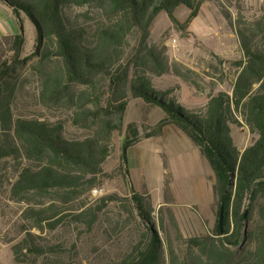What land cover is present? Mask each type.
<instances>
[{
  "label": "trees",
  "instance_id": "trees-1",
  "mask_svg": "<svg viewBox=\"0 0 264 264\" xmlns=\"http://www.w3.org/2000/svg\"><path fill=\"white\" fill-rule=\"evenodd\" d=\"M0 1L12 8L20 21L25 14L36 27L40 40L36 51L39 62L58 60L62 65L63 73L43 77L44 100L59 102L66 98L75 104L72 89L84 87L77 97L73 123L93 131L84 140L70 141L64 137L61 124L15 117L14 91L9 89L8 80L14 78L12 68L7 62L0 66V79L3 84L6 82L4 90H0V163L8 159L28 163L17 169L18 178L12 185L11 198L28 204L33 203V197L44 203L52 201L48 208L32 207L26 212L25 217L32 225L24 240L13 247L17 263H25L27 255L46 256L54 251L37 244L38 235L31 230L54 232L69 224V218L92 230L99 213L110 203L121 200L116 194L109 195L94 209L60 218L53 202L56 201L54 195L61 193L80 199L100 185L98 180L105 175L103 167L110 156L114 135L123 128L129 100L133 98L162 109L166 116L160 128L174 125L181 130L200 149L215 176L214 233L186 239L174 213L168 210L177 243L187 245L194 264H264V49H256L254 40L241 31L246 62L238 64L241 72L233 94L220 92L209 99L205 108L190 110L172 97V89L163 91L155 87V79L173 71L180 72L171 66L166 50L152 46L150 38L160 14L166 13L173 26L183 31L200 15L207 0ZM74 7L95 9L100 26L95 29L79 24L72 16ZM180 7L190 12L185 23L176 17ZM223 14L230 20L228 14ZM134 32L139 39L125 63L120 59L123 46ZM3 39L18 57L25 38L19 35ZM0 45L6 48L3 43ZM103 79L108 84L105 97L96 92ZM240 116L253 138V143L244 151L237 147L232 134L233 125L242 126ZM160 128L155 133L145 134V138L160 135ZM148 129L142 124L144 132ZM141 138L140 129L132 123L127 128L125 146L130 149ZM125 175L127 177V173ZM130 186L144 234L130 254L113 264H162L165 244L152 216V207L131 182ZM168 186L166 182V188ZM222 204L224 236L219 223ZM161 227L166 232L164 215ZM168 249L171 264H179L174 242L168 240Z\"/></svg>",
  "mask_w": 264,
  "mask_h": 264
},
{
  "label": "rangeland",
  "instance_id": "rangeland-1",
  "mask_svg": "<svg viewBox=\"0 0 264 264\" xmlns=\"http://www.w3.org/2000/svg\"><path fill=\"white\" fill-rule=\"evenodd\" d=\"M223 13L228 14L230 20ZM72 16L79 24L95 29L101 24L99 14L90 7H74ZM189 16L190 12L184 7L176 12L181 23L187 22ZM1 17L4 24L0 27L1 32L6 31V25L8 33H16L25 38V45L18 57L12 47L6 46V41L0 38V44L6 46L2 49L0 45V66L7 62L14 76L13 79H8L9 89L14 91V116L61 124L64 137L70 141L87 138L93 131L73 123L77 111V97L85 88L78 86L72 89L75 104L68 102L66 98L59 102L44 100L43 77L51 78L63 73L61 63L58 60L43 64L39 62L36 56L40 44L39 35L27 15L23 14L21 21L14 15H8V19ZM241 31L254 40L253 46L256 49H264V0H207L200 15L183 31L173 26L166 13L160 14L153 26L150 44L166 50L171 66L180 73L173 71L155 79V87L163 91L172 89V97L190 110L205 108L209 99L220 92H229L232 95L241 72L238 64L246 62ZM138 39L136 32L128 37L123 46L121 61H129ZM2 81L0 79L1 91L6 87V82L3 84ZM96 92L104 94V97L107 95L108 84L104 79L97 86ZM165 116L162 109L148 105L141 99L129 100L123 128L115 133L110 156L103 167L105 178L98 180L100 185L80 199L61 193L54 195L56 201L53 202L56 204L54 209L60 212V218L94 209L101 205L103 197L109 195L116 194L121 200L110 203L99 213L92 230H87L70 218L67 220L69 224L54 232L31 230V233L38 235L35 239L37 244L47 249L53 248L54 251L46 256L27 255L25 263H17L13 251V247L27 236L32 225V221L25 214L32 207L48 208L52 201L47 200L44 203L38 197H33L31 204L12 200L11 188L18 178L17 169L28 163L22 164L12 159L1 162L0 264H44L47 258H50L47 264L120 262L130 254L144 234L132 202L130 182L135 191L143 195L152 207V216L165 244L162 264H171L168 240L174 242L180 258L179 264H194L189 257L187 245L176 241L177 233L169 221L168 210L174 213L184 238L212 235L216 222L211 225L209 216L213 209L214 216H217V207L213 205V209L211 208L215 176L200 149L187 136L184 137L181 130L174 125L160 128ZM239 119L242 126L233 125L232 134L237 147L244 151L253 143V138L241 116ZM132 123H136L142 138L128 149L129 176L126 177L123 149L127 128ZM142 124L149 127L148 131L142 130ZM159 128L162 131L160 135L151 139L145 138V134L155 133ZM95 190L99 191L97 195H94ZM162 215L165 217L166 232L161 227Z\"/></svg>",
  "mask_w": 264,
  "mask_h": 264
},
{
  "label": "crops",
  "instance_id": "crops-1",
  "mask_svg": "<svg viewBox=\"0 0 264 264\" xmlns=\"http://www.w3.org/2000/svg\"><path fill=\"white\" fill-rule=\"evenodd\" d=\"M5 9H7L6 10V12H4V10ZM0 15L1 16H4V17H8V15H14V16H16L15 15V13H14V11H13V9L12 8H10L6 3H4V2H2V1H0ZM0 16V22L3 20V18ZM8 19V18H7ZM3 23L1 22L0 23V27H3V25H2ZM4 29L6 30V31H4V32H1L0 31V38H5V37H10V36H19L18 34H16V33H8L7 31H8V27L5 25L4 26ZM1 30V29H0ZM183 136L185 137L186 135H184L183 134ZM183 136H179V137H183ZM201 152V151H200ZM202 154V153H201ZM208 162V161H207ZM215 183V182H214ZM213 187H214V184H213ZM213 194H214V191H213ZM214 203H215V195H214V201H213V204H212V209H213V205H214ZM214 210V209H213ZM213 210H212V212H211V215L209 216L210 217V219H211V225H214L215 224V222H216V216H214V212H213Z\"/></svg>",
  "mask_w": 264,
  "mask_h": 264
},
{
  "label": "water",
  "instance_id": "water-1",
  "mask_svg": "<svg viewBox=\"0 0 264 264\" xmlns=\"http://www.w3.org/2000/svg\"><path fill=\"white\" fill-rule=\"evenodd\" d=\"M123 161H124V167H125V170H126V173L127 175L129 176V170H128V147L125 146L124 149H123ZM224 204H222V207H221V214H220V230H221V234L222 236H224Z\"/></svg>",
  "mask_w": 264,
  "mask_h": 264
},
{
  "label": "built area",
  "instance_id": "built-area-1",
  "mask_svg": "<svg viewBox=\"0 0 264 264\" xmlns=\"http://www.w3.org/2000/svg\"><path fill=\"white\" fill-rule=\"evenodd\" d=\"M173 43H174V45H175V43H176V40H174V41H173ZM98 193H99V191H98V190H95V191H94V195H97Z\"/></svg>",
  "mask_w": 264,
  "mask_h": 264
}]
</instances>
